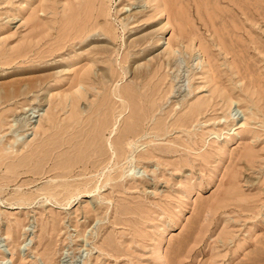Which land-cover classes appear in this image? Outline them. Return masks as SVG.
<instances>
[{
  "label": "rangeland",
  "instance_id": "rangeland-1",
  "mask_svg": "<svg viewBox=\"0 0 264 264\" xmlns=\"http://www.w3.org/2000/svg\"><path fill=\"white\" fill-rule=\"evenodd\" d=\"M138 2L0 0V264H264V0Z\"/></svg>",
  "mask_w": 264,
  "mask_h": 264
},
{
  "label": "bare ground",
  "instance_id": "bare-ground-1",
  "mask_svg": "<svg viewBox=\"0 0 264 264\" xmlns=\"http://www.w3.org/2000/svg\"><path fill=\"white\" fill-rule=\"evenodd\" d=\"M129 1H131V0H129ZM138 1L140 2L141 0H138ZM152 1H153L154 3H156V6H155V12L158 13L159 16L162 15L163 12L166 13V15H170V13H171L170 11H171V10H168V12H170V13H168V12H165V9L169 7V2L171 3L172 0H152ZM139 2H138V3H139ZM174 2H176V1H174ZM174 2H173V3H174ZM171 5H172V3L170 4V6H171ZM173 6H174V5H173ZM173 6H172V7H173ZM174 7H175V6H174ZM169 8H170V7H169ZM136 10H137V9H136ZM175 10H177V9L175 8ZM177 11H178V10H177ZM140 12H143V11H140ZM164 13H163V14H164ZM173 13H174V11H173ZM173 13H172V16H173ZM177 13H178V15H179V11H178V12H175V16H178ZM130 16H131V15H130ZM130 16H129V17H130ZM172 16H171V18H172ZM160 18H161V17H160ZM164 18H165V17H164ZM174 18H175V17H174ZM178 18H179V16H178ZM172 21H175V20H172ZM177 21H178V20H177ZM85 28H86V27H85ZM85 31H86V30H85ZM87 32H88V31H87ZM85 33H86V32H85ZM80 34H81V33H80ZM82 34H83V33H82ZM80 37H81V36H80ZM81 41H84V40H81ZM25 78H26V77H25ZM36 78H37V77H36ZM34 80H35V78H34ZM35 81H36V80H35ZM35 81H34V83H35ZM31 82H32V81H30L29 83H31ZM11 87H12V86H11ZM11 87H10V88H11ZM29 87H30V86H29ZM33 87H34V86H33ZM33 87H32V88H33ZM10 88H9V90H10ZM14 89H17V90H18L19 88H14V87H13L12 90H14ZM17 90H15V91H17ZM4 91H5V90H3V92H4ZM7 91H8V89H7ZM7 91H6V94H7ZM28 91H30V90H28ZM28 91H27V92H28ZM3 92H2V93H3ZM8 92H10V91H8ZM18 92H19V90H18ZM23 92L26 93V91H23ZM0 93H1V92H0ZM10 93H11V92H10ZM13 93H14V92H13ZM15 93H16V92H15ZM21 93H22V92H21ZM16 94H17V93H16ZM1 95L3 96L4 93L1 94ZM1 95H0V97H2ZM8 95H10V94L8 93ZM12 95H13V94H12ZM12 95H11V96H12ZM18 95H19V93H18ZM13 96H14V95H13ZM7 97H8V96H7ZM4 257H5V254H4L3 258H2V261L4 260ZM3 263H4V264H8V263H6V261H4Z\"/></svg>",
  "mask_w": 264,
  "mask_h": 264
}]
</instances>
